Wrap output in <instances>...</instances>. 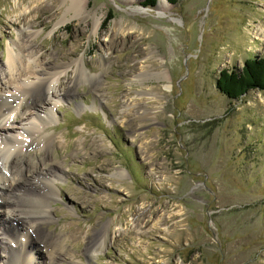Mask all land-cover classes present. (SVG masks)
Returning <instances> with one entry per match:
<instances>
[{"label":"rangeland","instance_id":"1","mask_svg":"<svg viewBox=\"0 0 264 264\" xmlns=\"http://www.w3.org/2000/svg\"><path fill=\"white\" fill-rule=\"evenodd\" d=\"M143 1L85 0L76 19L60 0H0V65L25 9L36 64L61 72L26 111H52L42 142L17 156L60 169L38 233L65 242L57 264H264V92L216 89L264 57V0Z\"/></svg>","mask_w":264,"mask_h":264},{"label":"bare ground","instance_id":"2","mask_svg":"<svg viewBox=\"0 0 264 264\" xmlns=\"http://www.w3.org/2000/svg\"><path fill=\"white\" fill-rule=\"evenodd\" d=\"M60 4L66 16L83 19L85 0H60ZM44 8L45 5L40 4L35 11ZM28 13L24 9L16 16L15 22L26 25L23 24V28L17 31V39L10 43L6 61L0 65V246L4 245L6 252L3 264H57L61 257L67 255L65 242L53 240L52 236H42L38 232L43 225L52 221L50 202L59 196L54 180L58 179L60 169L54 163L44 161L41 156L42 160L35 164L17 157L25 148L42 142L40 135L46 121L52 119V111L48 109L44 117H26V111L37 108L55 96L51 86L53 82L59 81L61 74L36 64L31 41L37 33L27 31L34 25L33 20L26 21ZM100 20L94 15V27L100 24ZM63 23L64 19L57 22L54 30ZM73 65L74 71L83 77L85 69L82 60ZM56 98L59 99V95ZM9 122H19L22 128L11 133L4 128V124ZM117 173L122 174L120 170ZM105 231L107 227L99 235L104 237L102 233ZM74 237H77L76 233ZM97 246L96 239L87 244L86 253L89 257L95 254Z\"/></svg>","mask_w":264,"mask_h":264},{"label":"trees","instance_id":"3","mask_svg":"<svg viewBox=\"0 0 264 264\" xmlns=\"http://www.w3.org/2000/svg\"><path fill=\"white\" fill-rule=\"evenodd\" d=\"M166 1L176 5L179 0ZM157 2L158 0H144L141 5L153 8ZM216 89L229 100H238L253 90L264 92V57L247 59L239 72L222 70L216 80Z\"/></svg>","mask_w":264,"mask_h":264}]
</instances>
